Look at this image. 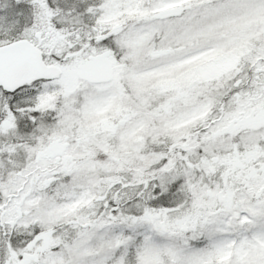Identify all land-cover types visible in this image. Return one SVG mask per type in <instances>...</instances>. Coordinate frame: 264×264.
Instances as JSON below:
<instances>
[{
	"label": "snow or ice",
	"instance_id": "obj_1",
	"mask_svg": "<svg viewBox=\"0 0 264 264\" xmlns=\"http://www.w3.org/2000/svg\"><path fill=\"white\" fill-rule=\"evenodd\" d=\"M0 264H264V0H0Z\"/></svg>",
	"mask_w": 264,
	"mask_h": 264
}]
</instances>
